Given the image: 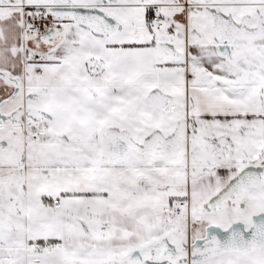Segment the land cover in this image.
Returning a JSON list of instances; mask_svg holds the SVG:
<instances>
[{
  "label": "snow or ice",
  "instance_id": "obj_1",
  "mask_svg": "<svg viewBox=\"0 0 264 264\" xmlns=\"http://www.w3.org/2000/svg\"><path fill=\"white\" fill-rule=\"evenodd\" d=\"M0 264H264V0H0Z\"/></svg>",
  "mask_w": 264,
  "mask_h": 264
}]
</instances>
